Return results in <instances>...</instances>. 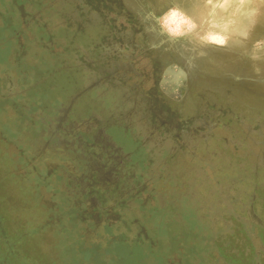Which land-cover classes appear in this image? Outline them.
Masks as SVG:
<instances>
[{"label": "rangeland", "instance_id": "374dc122", "mask_svg": "<svg viewBox=\"0 0 264 264\" xmlns=\"http://www.w3.org/2000/svg\"><path fill=\"white\" fill-rule=\"evenodd\" d=\"M169 1L0 0V264H264V72L192 96Z\"/></svg>", "mask_w": 264, "mask_h": 264}, {"label": "bare ground", "instance_id": "6f19581e", "mask_svg": "<svg viewBox=\"0 0 264 264\" xmlns=\"http://www.w3.org/2000/svg\"><path fill=\"white\" fill-rule=\"evenodd\" d=\"M167 4H172L173 8L165 12L167 15H165L164 18H160V16L158 18L154 12H152V16H154L156 20H161V23L158 21L161 24V33L165 34L168 38L167 41H163L161 44L162 46H166L163 58L165 60H169L170 57L175 59L177 55H179L183 60H181V67L176 66V72H169L173 79L178 80L180 74H183V76L190 80V65L194 64L198 69L202 68L204 65L203 60L208 50L200 52V48L209 46L210 50L213 51L217 44H219V55L221 56V60L210 62L207 66L214 70L218 68L225 70L224 67L230 69L224 73L229 72V75H232V77H230L232 84L234 83V77L241 71H244L243 73L245 75L252 74L254 69H257L259 72H264V40L260 48H257V46L252 48L251 60L254 61V68L249 67L248 69L250 70H245V67L237 66L238 60L228 65L222 60V57L224 55H229L235 47L246 52L250 47V42L255 38L258 29L263 27L264 13L260 10L258 11L256 8L258 5L257 0H190L187 4L190 6L193 5L191 10L181 8L176 1H169L166 2V4L162 3L158 7L163 8ZM213 6L215 9H213ZM217 17L220 18L215 20ZM210 18H213L212 21H209ZM195 24L197 27L199 26L202 28L199 35H194V31H196L197 28ZM164 25L167 27V30L163 29L162 26ZM183 27H185L188 33L184 34ZM188 34L189 36H187ZM242 50H238L239 53H241ZM201 75L199 78L202 84L206 76L203 73H201ZM211 76L212 75H210V77ZM238 79L239 78H237V81ZM190 82L193 96L198 89L195 86L198 84H192L193 81L191 80ZM256 109L264 111L263 101L259 100L256 103Z\"/></svg>", "mask_w": 264, "mask_h": 264}]
</instances>
